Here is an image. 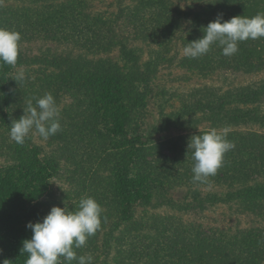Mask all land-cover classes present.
I'll return each instance as SVG.
<instances>
[{"label":"rangeland","instance_id":"obj_1","mask_svg":"<svg viewBox=\"0 0 264 264\" xmlns=\"http://www.w3.org/2000/svg\"><path fill=\"white\" fill-rule=\"evenodd\" d=\"M214 1L217 0H75L77 11L95 22L109 25L115 34L116 46L105 52H97L99 55L116 59L119 47L125 44L140 54L142 65L152 64V57H157V53L163 59L157 67L139 119H136L134 126H125L117 136L110 133L112 122L109 115L105 116L102 110H94L93 104L89 105L86 98L73 95L69 88L59 87L56 82L53 85L58 71L53 72L44 58L31 64L24 61V64L15 67L0 64V193L9 191L12 194L11 202L5 206L9 219L4 221V224L7 221L10 237L19 238L20 243L24 239L21 232H31L26 225L29 222H42L53 206L63 208L67 204L70 210H75L82 197H92L104 209L102 217H106V220L102 219L101 229L88 239L84 247L75 249L78 256L91 254L94 257L92 264H180L183 256L177 254V250H173L176 255L172 259L162 257V260L152 256L154 260H143L140 256L147 253L149 243L159 242L163 238L171 239L178 248L183 249L186 241L199 234L200 226L207 233L222 229L229 232V238L231 235L245 238L248 241L245 246L252 254L250 256L264 264V248L259 247L264 241V209L253 208L251 203L241 200L207 203L202 207L198 199H205L208 193L224 190L225 182H192L194 161L187 147L190 138L213 128L221 132L225 129L210 126L202 120L194 124L186 121L172 124L170 120L162 118L164 114L177 111L189 98L188 94L197 87L209 86L224 92L239 85L264 84V66L251 73L226 67L202 71L191 66L193 64L189 66V57L183 53L189 43L186 31L189 30L193 15L195 17ZM65 3L69 5V0H0V27L8 29L7 22L19 20L21 13L37 14L36 11L42 12L51 6L61 8ZM161 4H164V9ZM141 6L144 8L143 13L146 11L153 15L151 18L160 17L166 33L165 48L162 38L154 39L139 33L137 29L142 26L135 27L141 25L136 18ZM257 13H264V9L247 7L243 11L237 6L231 18L243 15L253 17ZM166 18L171 19L169 25ZM23 35L20 50L24 53L40 55L38 53L55 50L71 54L86 52L79 46L69 44L67 39L62 41L58 34L53 36L50 33L49 37L44 30L33 37ZM254 44L264 49V38L256 39ZM92 56V52L87 54L88 58ZM119 64L123 65L122 59ZM194 64L199 67L198 61ZM19 71L26 74L23 82L14 80ZM46 84L50 86L45 87ZM62 85L68 86L67 83ZM45 93H51L56 99L62 131L48 140H43L38 134H31L23 146L16 144L9 135L12 121L24 114L29 100ZM261 101L260 109L264 114V97ZM32 102L35 104V100ZM89 112L92 113L88 115ZM86 114L89 117L85 125L89 130L77 135L78 144L72 145L69 141L65 148L62 141H58L61 140L60 134L70 131L72 121L85 118ZM234 132L264 136V128L247 120L229 127L227 136ZM106 134L109 136L106 137ZM174 155L180 157L176 159L180 165L177 171L164 168L161 165L164 157L173 158ZM121 168L127 170L129 177L142 182L143 204L126 206L120 199L116 200L115 205L114 185ZM218 175L222 178V174ZM249 176L245 186L256 190L252 186L256 182L264 188V172L260 175L250 173ZM14 183L24 184V190L32 193L30 196H21L19 202L16 201L17 206L12 202L16 194ZM232 187L236 189L238 184L227 188ZM168 228L173 229V232L169 233ZM234 230L248 232L239 236L233 233ZM231 240L236 246L239 244L238 240ZM137 241H140L144 251L137 249L135 255L128 258L126 252L130 245L126 243L136 244ZM16 259L15 255L9 254L0 258V264L5 260L6 264H15ZM244 263L252 264L251 260ZM72 264H76V261Z\"/></svg>","mask_w":264,"mask_h":264},{"label":"trees","instance_id":"obj_2","mask_svg":"<svg viewBox=\"0 0 264 264\" xmlns=\"http://www.w3.org/2000/svg\"><path fill=\"white\" fill-rule=\"evenodd\" d=\"M161 6V8H165L164 4ZM237 6L243 11L247 7L264 9V0H217L211 2L195 17L193 15L189 30L186 31L187 42L201 38L203 36L202 27H206L218 15L223 17L221 22L230 20L232 12ZM143 10L144 8L141 6V10H138L140 14L136 17L141 25H135V27L142 26L141 29H137L139 33L147 34L154 39L162 38L165 48L166 33L160 17L151 18L153 15L147 14L146 11L143 13ZM36 13H21L19 20L11 19V22H7L8 29L19 31L21 35L24 33L23 36L25 37H33L42 30L46 31L49 37H51L50 33L53 36L58 34L62 41L69 40V44L79 46L86 52L79 51L76 54H71V52L55 50L37 55L24 53L20 50L17 65L24 64V61H29V64L37 63L44 58L43 60L47 61L46 64L51 67L53 72L58 71V75L53 80V85L56 82L59 87L69 88L73 95L86 98L89 105L93 104L94 110H102L105 116L109 115L112 122L110 132L112 135H119L125 126H134L145 106L146 96L150 92V85L156 76L157 67L162 63L163 59H160V53H157V57H152V64L149 62L143 65L140 64V54L135 49L126 47L125 44H121L119 47L120 52L116 59L99 55L97 52H105L114 47L115 34L109 25L103 22H95L96 20L77 11L75 0H69V5L65 3L61 8L60 6L59 8L51 6L49 9L47 8L42 12L36 11ZM170 20L166 18L168 25ZM254 41L249 39L241 42L238 53L231 57L223 56L221 47L213 45L208 54L196 59L189 58V66L193 64L191 66L202 71L226 67L234 68L237 72H256L264 66V49H259V45H255ZM90 52L93 56L88 58L87 54ZM120 59H122L123 65L119 64ZM196 61H198L199 67L194 64ZM148 64L149 67H147ZM62 83H67L68 86L62 85ZM50 84H46L45 87H49ZM188 96L187 102L184 101L177 111L164 114L162 118L170 120L172 124H183L185 121L194 124L196 121L202 120L208 122L210 126L226 130L247 120L258 123L264 128V114L261 113L260 109L261 100L264 97L263 83L259 86L239 85L233 90L224 92H220L214 87L201 86L193 89ZM91 113L89 112L88 115ZM197 113L199 115L195 117ZM88 117L86 114L85 118L72 121L70 131L60 134L61 140L58 139V141H62L65 148L69 141L72 145L78 144L77 135L81 131L89 130L85 125ZM105 136L109 135L106 134ZM137 139L139 138L137 137ZM227 139L235 144V148L225 154L222 168L218 170L216 176L209 179L213 182H225L224 190H220L219 193H208L205 199H198L200 206L203 207L207 203L213 202L227 203L241 200L251 203L253 208L264 209V188L256 182L252 185L256 190L252 189L251 186H245V182L250 178V173L260 175L261 172H264V136L234 132L227 136ZM177 158L180 157L177 155L176 157L174 155L173 158L164 157L165 160L161 162V165L164 168L168 167L177 171L180 166L179 162L176 161ZM159 163L160 161L157 162V164ZM49 169L51 170L50 167ZM218 174H222V178L218 177ZM115 182V205L117 204L116 200L120 199L126 206L143 204L141 203L143 202L141 201L142 182L139 183L129 177L126 169H119ZM160 184L158 183V185ZM232 184H238V188H227ZM14 185V193L16 194L12 202L17 206L16 201L20 200L21 196H30L32 193L24 190V184L14 183ZM25 186L30 187L29 185ZM4 190L7 191V188ZM8 192L2 191L0 193V258L13 254L17 258L15 264H24L27 253L22 254L21 249L23 242L28 240V236L29 239L31 238L32 232L22 231L21 237L24 235V239L20 243L19 238L9 236L10 232L6 227L7 221L4 224V221L9 219V213L6 212L5 206L12 199V194ZM168 230L169 233L173 232V229L168 228ZM198 232L196 238L184 243L183 249L178 248L174 241L169 238L149 243L146 247L147 253H143L140 258L149 260L152 256H158L159 259L162 257L172 259L176 255L174 251L177 250V254L181 253L183 256L180 259V264H245L244 261L246 260H251L252 264H261L250 256L252 254L245 246L248 245L245 238H236L232 235L229 238V232L222 229L218 232L207 233L201 229V226ZM246 232L248 230H234L233 233L241 236ZM231 239L238 240L239 244L236 246V243ZM126 244L130 245L126 252L128 258H132L137 249L144 251L140 241H137L136 244L131 242ZM260 244L261 246H259ZM260 244L258 246L264 248V241Z\"/></svg>","mask_w":264,"mask_h":264},{"label":"clouds","instance_id":"obj_3","mask_svg":"<svg viewBox=\"0 0 264 264\" xmlns=\"http://www.w3.org/2000/svg\"><path fill=\"white\" fill-rule=\"evenodd\" d=\"M219 16L202 27L203 36L186 44L183 53L196 59L209 53L213 45L220 46L222 55L231 57L238 53L239 44L249 39L264 38V13L253 17L235 16L223 21ZM21 34L18 31L0 27V64L11 67L17 65L20 53ZM26 74L16 73L14 80L23 82ZM35 100V104H33ZM62 131L60 108L51 93L33 97L27 102L24 114L13 120L10 126V138L23 146L31 134H38L48 140ZM194 161L191 169L192 182L207 183L210 177L217 175L224 164L227 152L235 144L227 139V130L223 132L213 128L199 135H194L188 142ZM104 209L92 197H82L75 210L67 204L63 208L53 206L42 222H29L26 227L32 232L31 239L23 242L21 253H27L24 264H92L91 254L77 255L75 249L86 245L102 227ZM63 258V259H61ZM5 260L3 264H6Z\"/></svg>","mask_w":264,"mask_h":264}]
</instances>
